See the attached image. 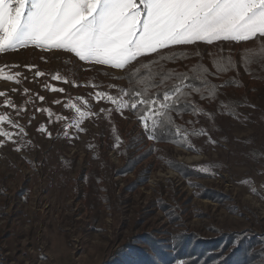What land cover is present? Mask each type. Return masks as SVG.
<instances>
[{
  "label": "rangeland",
  "instance_id": "374dc122",
  "mask_svg": "<svg viewBox=\"0 0 264 264\" xmlns=\"http://www.w3.org/2000/svg\"><path fill=\"white\" fill-rule=\"evenodd\" d=\"M257 40L223 45L241 49ZM140 58L115 69L66 50L28 46L0 53V66H9L5 74H20L19 82L0 77V115L26 132L14 141L0 136V264H264L261 69L239 74L240 86L227 94L236 99L223 100L220 111L211 108L193 127L188 116L184 140L191 146H182L153 141L137 113L121 114L94 98L101 91L126 99L120 91L129 86L125 74ZM37 71L45 75L37 77ZM69 103L95 114L82 120L84 131L66 129L64 119L50 123L47 112L36 111L51 109L75 121ZM41 125L52 135L38 131ZM0 127L18 131L7 121ZM199 127L206 134L191 136ZM184 232L204 237L198 241L201 256L183 253V260L165 262L170 249L159 241L172 243ZM191 242L184 252L194 247Z\"/></svg>",
  "mask_w": 264,
  "mask_h": 264
},
{
  "label": "snow or ice",
  "instance_id": "6c2138e0",
  "mask_svg": "<svg viewBox=\"0 0 264 264\" xmlns=\"http://www.w3.org/2000/svg\"><path fill=\"white\" fill-rule=\"evenodd\" d=\"M260 38H264V0H0V53L28 46L44 50H66L74 53L81 61L115 69H125L140 57L156 54V60L141 66L145 74L141 73V68L129 74V80L135 78L138 87L121 89V94L126 99L101 91L94 94L97 101L112 103L121 114L124 109L140 112L138 118L150 134L149 138H157L158 128H172L173 111L177 114L191 111L194 115H211L189 97L194 91L200 93L202 99H214L216 90L223 86L211 85L207 96L203 94L198 85H209L206 76L210 73L202 62L192 69L204 77L197 79L196 83H193V77L172 69L158 73L147 71L158 64L162 68L164 61L188 58L187 53L162 54L161 50L198 42L212 45L220 41L246 42ZM196 54L200 55L199 52ZM254 56L264 57V43L258 50H244L242 62L246 70ZM213 65L217 72L235 67L231 55L214 58ZM7 67L9 66H0V77L19 82V73L5 74ZM26 67L31 70L33 66ZM35 75L40 77L45 73L37 71ZM157 75L160 76L159 83L155 79ZM53 79L59 81L62 77L55 75ZM169 80L174 83L165 87ZM225 83L238 82L233 78ZM91 86L99 87L95 84ZM44 87L51 91L64 92L63 88L47 84ZM155 88L163 90L153 92ZM4 95L5 93L0 92V96ZM38 99L43 101L44 97L38 96ZM53 102L60 103L58 100ZM6 103L12 104L11 101ZM221 106H224L223 101ZM65 107L75 109L78 114L75 121L70 122V118L55 115L51 109L36 111L47 112L50 123L53 122V117L57 122L64 119L66 129L74 127L78 132L85 130L81 127L82 120L95 115L90 111H81L75 104L69 103ZM100 111L110 112L108 109ZM5 121L18 131H5L0 127V136L14 141L16 136L26 135L23 125L0 115V125ZM38 131L52 135L47 132L45 125H41ZM173 132L187 143L183 139L187 135L186 131L175 127ZM64 135L69 136L70 133L65 131ZM4 142L0 140V146Z\"/></svg>",
  "mask_w": 264,
  "mask_h": 264
},
{
  "label": "trees",
  "instance_id": "16d2710c",
  "mask_svg": "<svg viewBox=\"0 0 264 264\" xmlns=\"http://www.w3.org/2000/svg\"><path fill=\"white\" fill-rule=\"evenodd\" d=\"M223 42H225V41H220V42L215 43L216 45L217 44L218 45L212 49H206V48L205 49H199L196 47L194 48L192 45H181V46H173L169 49L161 50L162 54H169L172 52L187 53L188 58L187 59H176V60L164 61V62H162V68H161V65L158 64V65L152 66L147 71H150L152 73H158L160 71L166 72L167 70L172 69L178 73H186L188 76L193 77L194 78L193 83H196L197 79H203L204 77L201 75L200 72H198V71L194 72L192 69H193V66L200 64L202 62L203 65L207 66L209 73H210L206 76V79H207V81L210 82V84L207 86L198 85L199 87H201V91L203 92V94L205 96H207V93L210 90L211 85H223V86L219 87L216 90V95H215L214 99H211V98L202 99L201 94L194 92V91L192 92L189 99L192 102H194L195 104H197L200 108L206 110V113L211 112V110H212L211 108H213V109L215 108V110L220 111L221 102L223 100L226 99L228 101L233 102V100L236 99V98H232V95L227 96V94H229L230 92H232L233 90H235L236 88H238L240 86V81H241L240 75L245 74L246 69H245V65L242 62V53L244 52V50H248V49L258 50L260 45L262 43H264L262 38H260L256 42L253 41V43L250 44V46H248L247 48L241 47V49H239L240 47L231 48V47H228L226 45H223ZM221 49H223L222 52L220 51ZM197 52H199L200 55H197L196 54ZM229 55H231V57L235 63V67L231 68L227 71L217 72L216 67H214V65H213V59L216 57H221V56L227 57ZM156 59H157L156 54L145 55L138 60L139 62L137 63V65L135 67H133L132 69L127 71V73L125 74V79L129 85L127 87V89L138 87V85L135 83V78H133V80H131V81L129 80V74L132 73L134 70L141 68L142 65L148 64L150 61H153ZM251 66L254 68L258 67L259 69H261L262 76H261V78H256V81L258 80L259 82L264 83V57L254 56L252 58V62L247 66V68L249 69ZM141 73L145 74V70L142 68H141ZM233 78L238 83H225V82L231 81ZM155 79H156V82L159 83L160 76L157 75L155 77ZM173 83H174L173 80H169V81H167V84L165 85V87H170ZM261 88L264 89V87H261ZM162 90H163V88H155L152 91L156 92V91H162ZM188 91H191V89H188ZM259 95L264 100V93L260 94V91H259ZM131 111L137 113V116L140 115V112H138V111H135V110H131ZM204 115H206V114L194 115L191 111H184V112H182V114H177L176 111H173L171 113V116H172L173 121H174L172 128H164V127L158 128V129H156V137L157 138H150V139H152L153 141H156V142H175V143H179L182 146L183 145L187 146L188 145L187 143L183 142L181 140V138L175 136V134L173 132V128L179 127L181 129V131H185L188 129L187 125H188V122L190 121V120H187L188 116H192L194 118V120L192 121V124L188 125L190 127H193L194 122L196 120L195 118H198L199 116L203 117ZM182 119H186V121H187V123H185L186 125L184 124V127H182V123L180 122ZM141 123H142V121H141ZM142 125H143V123H142ZM143 127H144V125H143ZM200 127L195 129V130H191V136H193L197 133H200L201 132ZM144 129H145V127H144ZM145 132H146V135L149 137L150 134L146 130H145ZM194 132H195V134H193ZM186 137H187V135H186ZM226 237H229V236H226ZM244 237L245 236H243L241 239H243ZM199 239H204V237L198 233H187V232H184V234L180 235L179 237L178 236L173 237L172 243L169 242V240L161 239L159 241L160 246H163V249H165L164 246L166 243L167 247H169V249H170V252H167L168 258H167V260H165V262L168 261L169 259H173V258L175 259L173 261V263L178 262L180 260H183L184 259V258H182L183 253H186L185 257L190 255V254L194 255L196 257L201 256V254H198V252H200L204 248L201 249V247L198 246ZM219 239H223V238H219ZM162 240L165 241V243H163ZM187 242H188V244L191 242V245L194 246L192 249L189 250L190 252H184L187 249L185 246ZM170 243L174 244L175 245L174 247H177L178 250L180 249V251L174 252L173 250H171L172 248L170 247ZM132 247H134V246H132ZM141 251L143 252V254L146 255V252H144L143 249H141ZM208 255L209 254L205 255V259L208 257ZM130 259L133 260L135 258L133 256H131ZM218 262H215L214 264H217ZM179 263H182V262H178L177 264H179ZM156 264H159V262ZM160 264H162V263H160Z\"/></svg>",
  "mask_w": 264,
  "mask_h": 264
}]
</instances>
